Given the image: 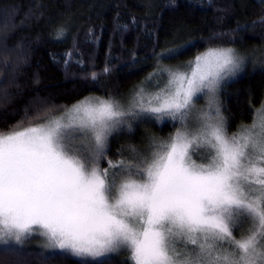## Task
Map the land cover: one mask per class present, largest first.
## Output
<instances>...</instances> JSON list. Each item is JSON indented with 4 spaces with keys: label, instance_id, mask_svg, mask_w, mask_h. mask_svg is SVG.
I'll list each match as a JSON object with an SVG mask.
<instances>
[{
    "label": "snow or ice",
    "instance_id": "6c2138e0",
    "mask_svg": "<svg viewBox=\"0 0 264 264\" xmlns=\"http://www.w3.org/2000/svg\"><path fill=\"white\" fill-rule=\"evenodd\" d=\"M238 67L233 50L210 49L165 89H141L135 107L180 128L135 167L100 166L108 136L136 114L115 101L85 100L67 122L0 133V245L38 233L92 261L127 249L134 264H264V117L231 138L218 109L191 120L193 98ZM205 148L208 163L195 164ZM244 221L253 226L237 235Z\"/></svg>",
    "mask_w": 264,
    "mask_h": 264
},
{
    "label": "trees",
    "instance_id": "16d2710c",
    "mask_svg": "<svg viewBox=\"0 0 264 264\" xmlns=\"http://www.w3.org/2000/svg\"><path fill=\"white\" fill-rule=\"evenodd\" d=\"M0 24L1 133L90 94L119 97L164 52L187 63L211 46L264 45V0H0ZM222 95L228 130L250 123L264 100V67H247ZM164 129L158 135L171 124ZM30 245L0 251V264H129L122 255L106 263L45 257Z\"/></svg>",
    "mask_w": 264,
    "mask_h": 264
},
{
    "label": "rangeland",
    "instance_id": "374dc122",
    "mask_svg": "<svg viewBox=\"0 0 264 264\" xmlns=\"http://www.w3.org/2000/svg\"><path fill=\"white\" fill-rule=\"evenodd\" d=\"M6 28V24H0V32L4 33V28ZM3 30V31H2ZM210 49H222L233 50L235 56L238 59L239 67L235 69L233 72L228 73L223 76V78L219 81L214 92H208L205 89L203 92L198 93L196 97L193 98V106L191 109V120H195L205 112L210 113L213 116H216L217 109L219 111L218 118L223 121L226 134L229 138L233 135H240L244 129L251 128L254 123H259L261 118L264 117V100L260 104V106L256 109L253 120L246 124L242 125L239 129L235 131H229L227 126V119L224 113V103H223V95L222 90L223 86L226 82L233 80L243 74L247 67H264V45H233V46H211L208 49L204 50L198 55H202L206 53ZM171 54V52H164L163 55L154 61V65L151 69H149L148 73L145 77L140 80L134 88H132L129 92L120 95L119 97H103L97 94H90L81 100L75 102L74 104L65 107L62 112L52 114V116H47L43 118L39 122L29 124L20 128L10 129L6 132L1 133H9L17 130H22L29 126H39L41 124H46L54 119H61L65 122L68 121L69 114L71 110L82 101H99V100H111L117 102L122 110L131 111L136 113L132 116H127L124 118V123L118 125L113 129L111 134L107 138L106 142V155L104 159L100 162V166L102 168H107L108 161H112L113 163H118L123 160L126 164H132L134 167L136 164L141 163L142 161L147 160V162L151 161L152 155L154 152L159 150V146L161 144H165L170 142L171 137L174 135L175 131L180 128L179 123L177 122L175 127L171 122L170 118H165L164 121H156L154 117L150 115L141 113L139 108L135 107L137 102V93L143 89L142 94H155L159 92L161 89H165L168 87V83L170 80V74L172 72H189L190 71V62H194L195 58L189 62H177L171 63L167 61V56ZM197 55V56H198ZM170 123L171 131L163 134H159L161 130L164 129V125ZM157 127V128H156ZM154 130V131H153ZM167 130H169L167 128ZM156 131V132H155ZM141 133L145 135V142L142 144H137L134 141L136 135ZM192 161L197 165H206L210 159V153L208 149H201L199 151L192 152ZM251 221H244L240 226V231L237 235H244L248 232V230L252 227ZM28 244H32L30 246H37L39 250L40 256H51L52 255H60L62 253H70L67 251H61L59 249H53L47 247V240L45 237L37 234L23 240L20 244H16L14 241L9 242L8 245H0L1 253H8V251L4 250L5 247L12 248L14 245L24 246L21 249L26 252L28 251L26 246ZM178 247H181L178 245ZM189 247H191L189 245ZM26 249V251H25ZM22 251V252H23ZM71 254V253H70ZM72 255V254H71ZM126 256L127 262L129 264H134V261L131 258V251L127 249H121L119 251L105 254L102 257L97 258L96 261H92L91 258H87L86 260L89 262H102L106 263L107 259L110 257H119ZM74 256V255H73ZM76 257V256H74ZM79 259H83L80 257H76Z\"/></svg>",
    "mask_w": 264,
    "mask_h": 264
}]
</instances>
